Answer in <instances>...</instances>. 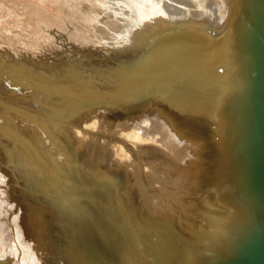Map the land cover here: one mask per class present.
<instances>
[{"label": "bare ground", "instance_id": "bare-ground-1", "mask_svg": "<svg viewBox=\"0 0 264 264\" xmlns=\"http://www.w3.org/2000/svg\"><path fill=\"white\" fill-rule=\"evenodd\" d=\"M225 2L70 0L64 4L66 16L91 28L94 34L88 31L90 37L99 47L91 48L94 51L84 56L79 51L81 46L75 43L80 41L73 39L66 28L59 25L61 31L53 32L47 27L44 30L54 43L46 48L56 60L26 53L32 44L23 34L21 21L0 22V26L12 24L0 28V40L7 38L9 47L19 52L20 62L28 69L34 66L50 76L53 71L62 73L60 66L73 63L76 75L83 78L77 83H62L61 89L70 97L35 94L27 83V69L20 68V72L13 66V57L0 54L1 72L8 66L16 74L26 75L19 87L10 84H16L18 79L24 81L22 77L14 80L16 76L9 79L10 83L5 81L13 89L0 86V219L4 222L0 264H86L92 257L111 258L114 253L108 250V241L113 232L102 229L93 214L108 213L106 219L110 216L115 221L122 220L121 214L130 211L129 193L134 178L155 208L165 205L163 197L161 206L154 202L158 195L150 187H158L163 180L173 178L177 170L182 171L191 154L184 141L172 132L177 128L172 124V114L176 117L178 113L174 111L175 104L166 106L165 118L156 113L152 104H157L160 96L174 100L172 96L182 95L168 90L170 81L165 73L169 68L164 62L190 72L195 59L190 61L175 50L171 54L167 51L174 41L181 40L176 33L190 34L195 24L207 19L219 21L225 15ZM163 54H167L165 60L156 66L158 56ZM33 59L39 64L34 65ZM43 76H37L42 84L46 83ZM36 107L46 108L45 113H37ZM50 108L53 122L45 124L39 115L47 117ZM80 147L85 152L91 150L90 154L79 152ZM63 152L70 158H61ZM112 176L119 178V183ZM143 176L150 187L141 184ZM180 180L179 177L177 183ZM165 188L167 192L162 191V196L175 190V186ZM43 193L48 195L43 197Z\"/></svg>", "mask_w": 264, "mask_h": 264}, {"label": "water", "instance_id": "water-1", "mask_svg": "<svg viewBox=\"0 0 264 264\" xmlns=\"http://www.w3.org/2000/svg\"><path fill=\"white\" fill-rule=\"evenodd\" d=\"M225 1L219 21L175 34L181 40L168 54L195 57L193 69L166 60L168 90L182 95L152 104L162 118L175 104L172 132L191 154L187 165L158 187L141 178L158 195L156 204L165 198L162 207L147 200L134 178L122 220L93 214L113 232L114 256L86 264H264V0ZM162 185L175 190L162 196Z\"/></svg>", "mask_w": 264, "mask_h": 264}, {"label": "rangeland", "instance_id": "rangeland-1", "mask_svg": "<svg viewBox=\"0 0 264 264\" xmlns=\"http://www.w3.org/2000/svg\"><path fill=\"white\" fill-rule=\"evenodd\" d=\"M69 1L70 0H0V22L2 21V22H4L3 20H5V21H9L10 23H12V22H14V21H21L22 22V27H23V34H25V37L31 42V44H32V46H31V44H30V48H31V50L29 49H27L26 51V53H28V55H31V56H33V55H35L36 56V58H37V56L38 57H41V56H44V55H47L45 58L46 59H48V60H56L55 59V57H54V55L53 54H50L51 52L50 51H48L47 49L49 48V46H51V44H52V38H50V37H48L49 36V33L47 32V31H45L44 29H47V27H50L52 30H53V32H59V31H61V29H60V26H62V27H64V28H66V30H67V32L71 35V36H73V39H78L80 42H83V43H85L86 44V46L85 45H81L80 44V42H75L77 45H79L78 47H80L81 46V48H80V52H84V56H89V53L88 52H90V50H92L91 48H93V47H99V45L94 41V38H92V37H90V34H89V32L90 33H93L94 34V32L91 30V28H89L88 26H85L79 19H76V18H72V17H70L69 15L68 16H66V14H65V11H64V8H65V3H69ZM104 1V0H103ZM64 2V3H63ZM5 11V12H4ZM4 15H6V17L4 18ZM9 15V16H8ZM62 22V23H61ZM10 23H8V25H5V26H10V25H12V24H10ZM60 25V26H59ZM5 26H0V28H4ZM32 29V30H28V29ZM22 29V28H21ZM89 31V32H88ZM45 32V33H44ZM31 35V36H30ZM66 36H68V35H66ZM31 37V38H30ZM47 37V38H46ZM5 38V37H4ZM2 38L3 40H4V42H2L1 40H0V54H2V55H9V56H11V58H9V59H12V57H13V62L12 63H14V65L13 66H16V67H19V71L21 72V70H20V68H26L27 70H26V75H28L27 77H28V82L27 83H29L32 87H31V89H32V91H33V93H35V94H48V93H50V94H55V95H60L61 94V96L63 97V95H65V97L67 96V97H70V95L68 94V93H66L63 89H61V87H63V85H62V83H64V82H81V80H79V79H83V78H81V76L80 77H78V75H76V68H74V65H73V63H68L67 64V66L65 67L64 65L63 66H60L59 67V69L61 68V72L62 73H60V72H52V73H49V75L51 74V75H56V76H58V77H60L61 79L60 80H62V81H60V80H58L59 78L57 77V79H56V76H52L51 77V75L50 76H48V75H45V73H44V70H42V69H38V68H36L35 69V67L33 66V68H31V70L30 69H28L27 68V66L23 63V62H20V60H19V52L18 51H12V48H10L9 47V41L7 40V38ZM30 38V39H29ZM73 39L71 40V41H73ZM15 40L17 41L18 40V38L16 39L15 38ZM29 41H28V43H29ZM38 43H36V42ZM33 42H35L36 43V45H35V43H33ZM41 43V44H40ZM54 43V42H53ZM74 43V42H73ZM4 44H6V47H5V45ZM44 44H46V45H44ZM49 46H48V45ZM23 45V44H22ZM39 45H41V46H39ZM69 45L70 46H72V44L71 43H69ZM4 46V47H3ZM45 46V47H44ZM46 46H48V48H46ZM1 47H2V50H1ZM29 47V45L27 44V48ZM35 47V48H34ZM36 47H37V49H36ZM41 47H44L45 49V51L41 48ZM86 47V48H85ZM5 48V49H4ZM34 48V49H33ZM84 48V49H83ZM8 49V50H7ZM10 49V50H9ZM42 49V50H41ZM87 49H89V50H87ZM25 50V49H24ZM23 50V51H24ZM40 50V52H38ZM22 51V50H21ZM88 51V52H87ZM92 51H94V50H92ZM25 52V51H24ZM24 52H22V53H24ZM14 53V54H13ZM33 55H32V54ZM39 53V54H38ZM87 53V54H86ZM37 54V55H36ZM95 54H97V52H95ZM24 55H27V54H25L24 53ZM83 55H79V57H82ZM22 58V57H21ZM33 58V57H32ZM83 58V57H82ZM17 59V60H16ZM23 59H25V58H23ZM84 59V58H83ZM34 60V59H33ZM94 60L95 59H90L89 60V62H91V63H93L94 62ZM35 62H34V65H38L39 63H37V62H39V60H34ZM37 61V62H36ZM96 62V63H95ZM95 64H97L98 62L95 60ZM37 63V64H36ZM89 66H90V64H89ZM6 68H5V70L3 71V72H1L0 71V75L2 76H0V86H3V85H5V86H9L8 88L9 89H13L14 88V86H17L18 85V87L20 86V82L22 81V82H25V79H24V77H23V75H25V74H22L21 76L20 75H18V74H16V72L14 71V69L13 70H10V69H12L13 67H11V68H9L8 66H5ZM40 68H41V66H39ZM48 68L49 66L48 65H44L43 66V68ZM64 68V69H63ZM66 68V69H65ZM8 69V70H7ZM10 70V71H9ZM34 70V71H33ZM10 73H9V72ZM15 72V75H13V73ZM16 71H18V69H16ZM18 71V72H19ZM68 71V73H64V72H67ZM72 73H71V72ZM39 72V74L37 75V73ZM29 73H33V74H29ZM36 73V74H35ZM58 73V74H57ZM62 74V76H60ZM25 75V76H26ZM32 75V76H31ZM41 75H44L43 77L45 78V82L46 83H44V84H42L43 82H41V79H40V81H38L37 80V76H40L41 77ZM63 75H65L64 77H63ZM12 76V77H11ZM13 76H16V77H14V80L16 79V78H18V77H22V79H24V81L23 80H21V79H18L17 81H16V84H14V83H10V80L9 79H11V78H13ZM68 76V77H67ZM70 76V77H69ZM72 76V77H71ZM6 79H5V78ZM35 77V78H34ZM43 77H42V79H43ZM49 77V78H48ZM34 78V79H33ZM63 78V79H62ZM68 78H70V79H68ZM73 79V81H72V79ZM5 79V80H4ZM47 79V80H46ZM66 79V80H65ZM7 80V82L8 83H10L12 86H13V88H12V86L10 85V84H8L7 82H5ZM54 81V82H52V81ZM74 80H76V81H74ZM51 81V82H50ZM58 81V82H57ZM84 81V80H83ZM39 82V83H38ZM60 82V83H59ZM26 83V84H27ZM35 83V84H34ZM58 83H59V85L60 86H57L58 85ZM25 84V85H26ZM25 85H23V87L25 86ZM35 86V87H34ZM37 86V87H36ZM41 89V90H38L39 88ZM4 88H6V87H4ZM37 88V89H36ZM43 88V89H42ZM48 88V89H47ZM37 90V91H36ZM43 90V93L41 92ZM32 91H31V93H32ZM54 91V92H53ZM37 92V93H36ZM45 92V93H44ZM48 107L47 108H49V106L50 105H47ZM38 107H36V109H37ZM36 109H35V111H36ZM44 109H46V108H38L37 109V113H45L44 111ZM48 110V109H47ZM46 110V111H47ZM53 109L52 108H50V111L48 112V114H47V117H46V114H42V116H40L39 115V117L41 118V121H43V122H45V124H49L50 122L52 123L53 122V119H51V117H50V115H49V113H52L51 111H52ZM33 112H34V110H32ZM39 111V112H38ZM40 111H42V112H40ZM45 115V116H44ZM42 117H44V118H42ZM46 120H47V122H46ZM76 144V143H75ZM77 147V146H76ZM68 148H70V147H68ZM68 148H67V150H68ZM87 148V147H86ZM71 149V148H70ZM77 149V148H76ZM80 150V151H79ZM79 152H81V153H83V154H86V153H88V154H90V151L91 150H89L88 152H85L84 151V148H79ZM85 153H84V152ZM62 152V151H61ZM4 153V152H3ZM76 153V152H75ZM77 154V153H76ZM67 155V156H66ZM61 158H63V159H68V158H70V157H68V154H66V153H61ZM43 197H45L46 195H48V194H46V193H43V194H41ZM40 195V196H41ZM66 198H71V197H68V196H66ZM1 218V217H0ZM3 224H4V222L0 219V233H2L3 231H2V228H3Z\"/></svg>", "mask_w": 264, "mask_h": 264}]
</instances>
